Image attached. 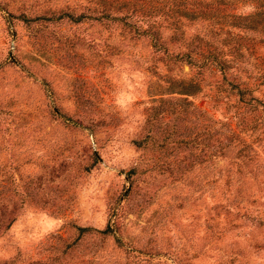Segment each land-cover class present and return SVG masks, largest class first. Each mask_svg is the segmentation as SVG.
Returning a JSON list of instances; mask_svg holds the SVG:
<instances>
[{
  "label": "rangeland",
  "instance_id": "rangeland-1",
  "mask_svg": "<svg viewBox=\"0 0 264 264\" xmlns=\"http://www.w3.org/2000/svg\"><path fill=\"white\" fill-rule=\"evenodd\" d=\"M95 1L0 0V264H264L254 1Z\"/></svg>",
  "mask_w": 264,
  "mask_h": 264
},
{
  "label": "trees",
  "instance_id": "trees-1",
  "mask_svg": "<svg viewBox=\"0 0 264 264\" xmlns=\"http://www.w3.org/2000/svg\"><path fill=\"white\" fill-rule=\"evenodd\" d=\"M97 1V2H96ZM95 2L98 4L97 10L99 14L96 16L103 17V16H110L111 10L117 12V14H112L115 18H120L126 20L128 22V18L130 19L132 16L136 14H142L146 16H151L155 11H158V9L153 6L154 0H96ZM173 3H185L188 0H171ZM204 3H201V2ZM209 1L212 2V0H191V3H200L203 5H206L209 3ZM222 1V0H216V2ZM253 7H255V14L252 15V21L248 22L249 26H257L259 23V27L264 30V0H252ZM204 11H200V14H203L205 16ZM71 19L73 20H79L82 17L86 16V14H79L74 16L73 14H67ZM143 19V18H140ZM182 56H186V61L193 64H199L200 66L203 65H210L215 64L219 67H223L224 63L222 60L218 58L216 53L211 52L210 50H199L198 55H192L190 52H183ZM217 66V67H218ZM196 84L194 82H187L185 84H181V92L189 93L193 92L196 88ZM81 230H87V227H80ZM102 232L111 231V228L107 226Z\"/></svg>",
  "mask_w": 264,
  "mask_h": 264
}]
</instances>
